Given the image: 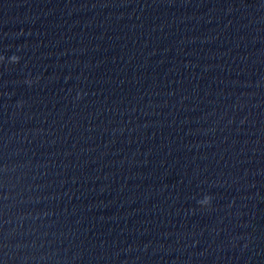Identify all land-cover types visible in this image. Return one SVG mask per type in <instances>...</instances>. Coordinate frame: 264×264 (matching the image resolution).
<instances>
[{
    "label": "clouds",
    "instance_id": "clouds-1",
    "mask_svg": "<svg viewBox=\"0 0 264 264\" xmlns=\"http://www.w3.org/2000/svg\"><path fill=\"white\" fill-rule=\"evenodd\" d=\"M18 59H19V58L17 57L16 60L18 61Z\"/></svg>",
    "mask_w": 264,
    "mask_h": 264
}]
</instances>
